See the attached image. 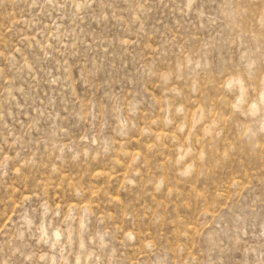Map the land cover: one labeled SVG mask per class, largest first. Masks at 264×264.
Wrapping results in <instances>:
<instances>
[{
  "label": "rangeland",
  "instance_id": "obj_1",
  "mask_svg": "<svg viewBox=\"0 0 264 264\" xmlns=\"http://www.w3.org/2000/svg\"><path fill=\"white\" fill-rule=\"evenodd\" d=\"M0 264H264V0H0Z\"/></svg>",
  "mask_w": 264,
  "mask_h": 264
}]
</instances>
